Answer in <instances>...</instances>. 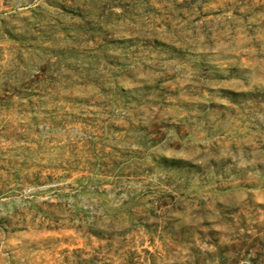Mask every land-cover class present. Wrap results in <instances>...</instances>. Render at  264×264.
Here are the masks:
<instances>
[{
    "label": "rangeland",
    "instance_id": "1",
    "mask_svg": "<svg viewBox=\"0 0 264 264\" xmlns=\"http://www.w3.org/2000/svg\"><path fill=\"white\" fill-rule=\"evenodd\" d=\"M0 264H264V0H0Z\"/></svg>",
    "mask_w": 264,
    "mask_h": 264
}]
</instances>
